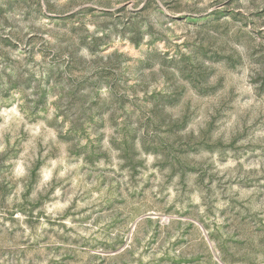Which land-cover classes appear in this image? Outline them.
<instances>
[{"label":"rangeland","instance_id":"374dc122","mask_svg":"<svg viewBox=\"0 0 264 264\" xmlns=\"http://www.w3.org/2000/svg\"><path fill=\"white\" fill-rule=\"evenodd\" d=\"M0 264H264V0H0Z\"/></svg>","mask_w":264,"mask_h":264}]
</instances>
